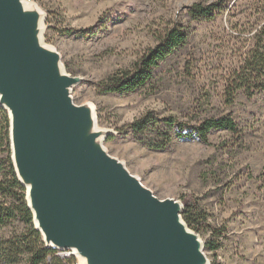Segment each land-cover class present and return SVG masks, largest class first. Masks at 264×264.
<instances>
[{"label":"rangeland","instance_id":"obj_1","mask_svg":"<svg viewBox=\"0 0 264 264\" xmlns=\"http://www.w3.org/2000/svg\"><path fill=\"white\" fill-rule=\"evenodd\" d=\"M27 1L44 13V42L56 49L68 74L81 78L71 91L73 102L91 103L97 126L116 132L103 141L108 153L158 199L196 198L208 230L216 231L200 235L204 242L218 243L215 251L204 249L210 264H264V187L258 189L264 92L251 99L239 92L232 104H226L223 92L229 72L239 65L245 37L264 23V0H231L209 23L191 21L187 7L216 0ZM173 22L187 27L189 43L155 68L152 87L121 95L96 92L97 82L130 69ZM148 111L189 125L227 115L240 131H211L208 143L174 139L166 150L153 151L124 129ZM21 229L19 223L0 228V239Z\"/></svg>","mask_w":264,"mask_h":264},{"label":"water","instance_id":"obj_2","mask_svg":"<svg viewBox=\"0 0 264 264\" xmlns=\"http://www.w3.org/2000/svg\"><path fill=\"white\" fill-rule=\"evenodd\" d=\"M33 2L0 0V108L10 159L44 247L82 264H210L183 204L158 199L103 146L91 103L75 104L81 78L43 40Z\"/></svg>","mask_w":264,"mask_h":264},{"label":"trees","instance_id":"obj_3","mask_svg":"<svg viewBox=\"0 0 264 264\" xmlns=\"http://www.w3.org/2000/svg\"><path fill=\"white\" fill-rule=\"evenodd\" d=\"M229 1L231 0L196 2L187 7V15L191 21L209 23L222 13ZM77 34L87 36L88 31L79 30ZM155 37V45L145 50L130 69L114 72L97 82L96 92L121 95L152 87L155 68L188 45L190 32L181 23L173 22ZM244 42L247 43L240 53L239 65L229 72L224 85L226 104H232L239 92L248 99L264 92V23L252 33L248 32ZM194 121V125H189L179 122L174 115L159 117L148 111L127 124L124 129L128 130L135 141L153 151L166 150L174 139L196 138L202 143H208L211 131H226L232 135H237L240 131L235 120L227 115L202 117ZM258 179L260 189L264 187V168ZM181 201V217L189 229L200 235L206 231L216 232L208 230L206 218L200 213L193 195L185 194ZM14 223L21 224L22 229L0 239L2 264H76L73 256L61 257L57 250L44 247L40 233L33 227L31 213L25 202V189L18 182L10 159L7 113L0 108V228ZM217 248V241L204 242L205 250L215 251ZM215 262L212 264H218Z\"/></svg>","mask_w":264,"mask_h":264},{"label":"built area","instance_id":"obj_4","mask_svg":"<svg viewBox=\"0 0 264 264\" xmlns=\"http://www.w3.org/2000/svg\"><path fill=\"white\" fill-rule=\"evenodd\" d=\"M58 255L61 256V257L73 256L70 251H67V252L66 251L58 252Z\"/></svg>","mask_w":264,"mask_h":264},{"label":"bare ground","instance_id":"obj_5","mask_svg":"<svg viewBox=\"0 0 264 264\" xmlns=\"http://www.w3.org/2000/svg\"><path fill=\"white\" fill-rule=\"evenodd\" d=\"M23 1H24L25 6L29 7L30 1H27V0H23ZM78 264H82V260L81 259H78Z\"/></svg>","mask_w":264,"mask_h":264}]
</instances>
